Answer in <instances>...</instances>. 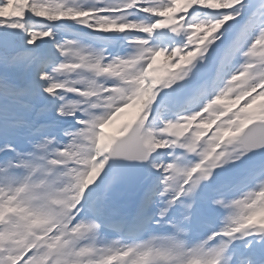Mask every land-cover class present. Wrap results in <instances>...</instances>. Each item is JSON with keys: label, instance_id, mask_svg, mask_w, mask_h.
<instances>
[{"label": "snow or ice", "instance_id": "obj_1", "mask_svg": "<svg viewBox=\"0 0 264 264\" xmlns=\"http://www.w3.org/2000/svg\"><path fill=\"white\" fill-rule=\"evenodd\" d=\"M0 264H264V0H0Z\"/></svg>", "mask_w": 264, "mask_h": 264}, {"label": "bare ground", "instance_id": "obj_2", "mask_svg": "<svg viewBox=\"0 0 264 264\" xmlns=\"http://www.w3.org/2000/svg\"><path fill=\"white\" fill-rule=\"evenodd\" d=\"M230 98H234V97H230ZM258 103H259V101H258ZM240 104H243V101H240ZM240 104H238L236 106L238 107V106H240ZM137 108H138V105H136V107L132 106V107L126 109L120 116L117 117V119L112 124L106 125L105 128H107L108 131L111 133L114 132L118 125H120L124 121L132 118V116L135 115Z\"/></svg>", "mask_w": 264, "mask_h": 264}, {"label": "rangeland", "instance_id": "obj_3", "mask_svg": "<svg viewBox=\"0 0 264 264\" xmlns=\"http://www.w3.org/2000/svg\"><path fill=\"white\" fill-rule=\"evenodd\" d=\"M159 62H161V64L160 65H158V66H167V58H166V55H162L161 57H160V61Z\"/></svg>", "mask_w": 264, "mask_h": 264}]
</instances>
